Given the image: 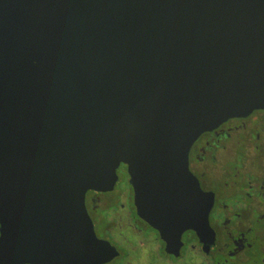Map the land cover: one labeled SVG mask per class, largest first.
I'll list each match as a JSON object with an SVG mask.
<instances>
[{"label": "water", "instance_id": "obj_1", "mask_svg": "<svg viewBox=\"0 0 264 264\" xmlns=\"http://www.w3.org/2000/svg\"><path fill=\"white\" fill-rule=\"evenodd\" d=\"M259 108L264 0H0V220L18 222L33 194L54 210L44 259L109 261L84 195L111 189L124 163L145 217L163 237L172 228L176 247L201 223L169 196L192 191L190 146ZM18 239L14 251L0 240L3 262L21 263Z\"/></svg>", "mask_w": 264, "mask_h": 264}, {"label": "flooded vegetation", "instance_id": "obj_2", "mask_svg": "<svg viewBox=\"0 0 264 264\" xmlns=\"http://www.w3.org/2000/svg\"><path fill=\"white\" fill-rule=\"evenodd\" d=\"M187 164L192 191L180 183L169 196L176 204L182 196L189 203L185 218L201 223L198 230L183 231L169 250L172 228L163 237L149 223L126 164L117 167L111 189L86 191L84 208L94 235L113 256L100 264H264V108L202 133L189 148ZM35 197L21 195L18 222L0 220V240L4 236L7 249L14 251L18 236L22 261L17 264H79L42 257L43 246L51 243L54 210ZM204 204L209 209L202 229ZM173 212L177 216L182 210ZM0 264L15 263L0 257Z\"/></svg>", "mask_w": 264, "mask_h": 264}, {"label": "rangeland", "instance_id": "obj_3", "mask_svg": "<svg viewBox=\"0 0 264 264\" xmlns=\"http://www.w3.org/2000/svg\"><path fill=\"white\" fill-rule=\"evenodd\" d=\"M120 189H121V187H120V185H119V186L117 187L116 191H121ZM120 262H121V261H115V264H120Z\"/></svg>", "mask_w": 264, "mask_h": 264}]
</instances>
